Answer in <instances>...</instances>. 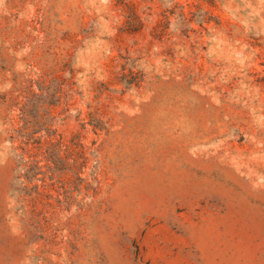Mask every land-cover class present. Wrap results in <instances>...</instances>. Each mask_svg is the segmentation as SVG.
Segmentation results:
<instances>
[{"label":"rangeland","instance_id":"1","mask_svg":"<svg viewBox=\"0 0 264 264\" xmlns=\"http://www.w3.org/2000/svg\"><path fill=\"white\" fill-rule=\"evenodd\" d=\"M0 264H264V0H0Z\"/></svg>","mask_w":264,"mask_h":264}]
</instances>
